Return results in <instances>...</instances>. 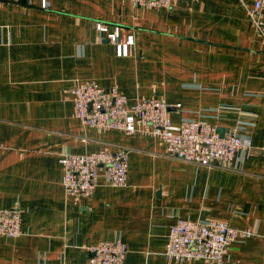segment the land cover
Wrapping results in <instances>:
<instances>
[{
	"label": "crops",
	"instance_id": "obj_1",
	"mask_svg": "<svg viewBox=\"0 0 264 264\" xmlns=\"http://www.w3.org/2000/svg\"><path fill=\"white\" fill-rule=\"evenodd\" d=\"M254 0H176L169 8L129 0H0V210L18 209L20 237L0 238V264H88L87 248L121 240L125 264L169 262L167 236L178 219L218 220L249 230L223 264H264V9ZM119 43L133 37L119 57ZM117 86L129 103L172 106L174 125L202 121L249 137L230 168L174 159L162 141L98 131L76 119L75 85ZM225 132V133H226ZM126 152L125 187L103 173L86 200L66 197L60 159Z\"/></svg>",
	"mask_w": 264,
	"mask_h": 264
},
{
	"label": "built area",
	"instance_id": "obj_2",
	"mask_svg": "<svg viewBox=\"0 0 264 264\" xmlns=\"http://www.w3.org/2000/svg\"><path fill=\"white\" fill-rule=\"evenodd\" d=\"M133 7L171 8L176 0H129ZM50 0H41V7L48 9ZM264 0H254L247 9L252 28L262 31ZM97 30L107 34L108 41L116 48L119 57L130 54L133 37L119 43V29L110 32L104 25ZM74 114L84 127L98 131H120L126 135L138 134L162 141L170 157L204 167L230 168L239 151H249L252 141L235 129L223 137L216 126L202 121L181 120L174 125L170 112L172 106L155 99H142L129 103L117 86L109 91L95 81L75 85L72 91ZM61 186L66 197L86 200L98 186L103 173L107 185L112 188L125 187L128 175L126 152L98 151L90 154L64 155ZM22 215L18 209L0 210V238L20 237ZM249 230L230 227L218 220L192 221L178 219L170 228L165 244L164 257L169 262L191 263L205 261L208 264H223L230 246L239 238L252 237ZM88 264H125L128 253L126 245L119 239L100 241L87 248Z\"/></svg>",
	"mask_w": 264,
	"mask_h": 264
},
{
	"label": "water",
	"instance_id": "obj_3",
	"mask_svg": "<svg viewBox=\"0 0 264 264\" xmlns=\"http://www.w3.org/2000/svg\"><path fill=\"white\" fill-rule=\"evenodd\" d=\"M225 132H226L225 129L217 128V133L219 134L220 137H223Z\"/></svg>",
	"mask_w": 264,
	"mask_h": 264
}]
</instances>
